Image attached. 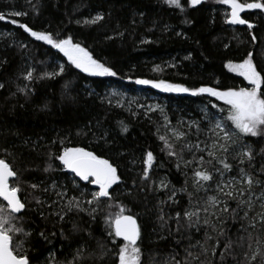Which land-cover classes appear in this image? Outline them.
I'll return each instance as SVG.
<instances>
[{"label":"trees","instance_id":"1","mask_svg":"<svg viewBox=\"0 0 264 264\" xmlns=\"http://www.w3.org/2000/svg\"><path fill=\"white\" fill-rule=\"evenodd\" d=\"M181 3L183 11L164 0H0V14L5 16L0 20V158L17 172L19 195L26 205L20 223L30 235H15L13 245H22L20 251L27 254L30 264H118V245L123 242L112 243L106 224L108 213L118 212L117 204L137 220L140 264H264V223L243 230L261 211L259 202L247 219L242 218L243 212L218 213L204 225L201 211L200 225L189 227L184 216L185 211L202 208L208 197L218 195L220 179L236 176L240 167L260 175L264 138H243L253 149L251 166L247 162L241 166L229 157L232 171L221 177L213 167L220 165L206 163L214 178L207 190L197 191L193 170L199 165L185 167L169 156L160 136L175 129L187 133V141L193 144L210 146L213 125L208 118L221 117L219 107H212L221 102L207 94L165 93L135 83L137 79L164 80L219 90L247 86L226 64L239 63L251 52L264 75V12L242 13L253 24L249 29L247 24L226 23L228 7L216 0H202L196 7L187 0ZM15 12L27 14L15 16ZM97 14L103 19L84 23ZM19 23L58 38L71 36L117 75L91 77L80 72L61 53L25 33ZM59 65L64 66L63 74L44 75L58 72ZM29 71H33L31 81L25 79ZM111 90L127 95V100H114ZM124 126L127 131L122 130ZM184 142H173L177 151ZM64 147L93 151L118 170L120 181L110 189L112 200L105 199L95 213L91 209L97 206L86 201L92 199L96 186L72 178L54 158ZM148 151L155 159L149 180H142ZM207 152L205 148L195 155L208 160ZM182 154L185 160L192 159L193 153L185 150ZM161 181L168 187L160 188ZM33 184L38 187L33 189ZM173 189L174 200H169ZM58 193L67 195L61 199ZM72 197L80 200L84 210L69 212L64 207ZM108 203L113 207L108 208ZM227 204L237 208L235 200ZM229 241L232 247L226 250Z\"/></svg>","mask_w":264,"mask_h":264},{"label":"snow or ice","instance_id":"2","mask_svg":"<svg viewBox=\"0 0 264 264\" xmlns=\"http://www.w3.org/2000/svg\"><path fill=\"white\" fill-rule=\"evenodd\" d=\"M216 2L226 5L230 9L226 23L231 25L247 24L249 29L253 28V24L249 23L247 19L242 18L241 13L246 10L264 12V0H252V2H247V0H216ZM164 3L181 11L184 10L181 0H164ZM187 3L191 7H196L202 3V0H187ZM33 7L35 8V6ZM26 14L23 12L13 13L15 16ZM4 19L5 16L0 14V20ZM102 19L103 16L97 14L91 20L84 23L95 24ZM11 22L17 23L15 20ZM18 26L30 37L34 38V40L42 42L61 53L67 59L68 64L80 72L86 73L88 76L114 77L117 75L111 67L95 59L87 48L83 47L80 43L74 42L71 36L58 38L51 32L33 30L23 23H19ZM252 39L255 41V36ZM58 68V72H46L44 75L48 78H53L56 75L63 74L65 71L64 66L59 65ZM226 68L229 72L242 77L243 81L247 82V86L219 90L214 87L203 86L189 88L182 84L169 83L164 80L137 79L135 81L138 85H148L165 93H187L191 96L207 94V96L214 97L215 100L221 102L220 106L216 104L212 105L213 108L219 107V111L222 114L221 117L217 119L215 115H212L208 118L209 122L213 125L210 129L212 143L209 146L205 142V148H208V160H205L203 156L196 157L195 152H204L205 148H202L200 143L193 144L187 141V133L177 130H173L172 132V137L175 141H185L180 145L179 151L176 150L175 144L169 138L160 136V140L164 144V150L167 151L169 156L176 157L178 161H182L185 167L193 163L199 165V167L193 170V187L197 191L201 189L207 190V187H209L208 182L214 178L212 171L204 167L206 163L213 165V162H215V164L220 165L221 167L218 168L214 165L213 167L215 172L219 173L221 177L224 173L232 171V164L228 162L229 157L237 159L241 166L246 162L251 166V161L254 159L253 149L243 142V138H264V75H262L261 71L257 70V66L253 62V54L249 52L246 58L239 63L228 62ZM25 79L31 81L33 79V71H29ZM0 87H3V85H0ZM191 127L192 125H189V128ZM196 127L199 130V125ZM122 130L127 131V127L124 126ZM185 150L193 153L191 160L184 159L182 153ZM54 158L59 161L63 169L74 174L81 181L96 186L98 190L91 192L92 199L86 201L89 205L95 204L97 206L91 209L92 213L98 210L99 205L104 203L105 199L107 201L112 200L110 189L120 181V176L118 175L117 168L108 159L101 158L93 151L85 150L83 147H64L63 151ZM154 159L153 153L148 151L143 159L142 180H149V173L153 167ZM177 167H179V164H177ZM50 168L51 165H49V168H45L44 171L47 172ZM261 175H264V167L261 168L260 175L253 174L244 167H240L236 176L226 181H219L217 183L218 195L208 197L202 208L197 207L192 211H185L184 216L189 222L188 226L200 225L201 211L205 213L204 225H208L209 216H216L218 213L231 212L234 215H239L240 212H243L242 218L247 219L249 218V212L255 208L257 202H259L261 211L256 216L251 217L247 228L243 230L247 232L248 228H255L257 223H264V179H261ZM11 178H17V172L13 170L5 159L0 158V264H30L27 254L20 251L22 245H13L15 235L23 234L27 236L30 233L23 229L20 223V214L26 205L22 202L19 195L21 188L18 178L17 182L10 183ZM31 187L35 189L38 186L33 184ZM159 187L167 188L168 185L164 181H161ZM256 188H260L261 191L257 193L255 191ZM175 194V190L173 189L169 195V200H174ZM58 195L63 199L67 193H58ZM220 196L226 197L227 200H235L237 208L230 209L227 200H221ZM37 202L39 203V201ZM106 206L108 208L113 207L111 203H108ZM64 207L69 212L73 209L84 210L81 207L80 200L76 197L69 199ZM115 207L119 209L118 212L108 213L106 224L108 225L112 243L115 244L117 238L123 241L122 245H118V264H140L141 248L137 242L141 237V231L137 220L133 215L127 214L129 210L123 205L117 204ZM60 218L63 219V215ZM176 218L179 221V213H177ZM160 219L163 220L164 217L161 215ZM252 221H255V223ZM207 238L211 239L210 236ZM240 239L244 240L245 238L241 237ZM247 240H252L251 233H248ZM257 243L259 244L260 241L257 240ZM231 247V241L225 244L226 250H230ZM241 247H243V244H241ZM248 247L251 249V243L248 244ZM214 249L215 246L213 247V251ZM258 255H260L259 252L254 254L251 260L255 261ZM245 256L247 258V254ZM68 264H71V262H68ZM175 264H180V262L176 261Z\"/></svg>","mask_w":264,"mask_h":264},{"label":"rangeland","instance_id":"3","mask_svg":"<svg viewBox=\"0 0 264 264\" xmlns=\"http://www.w3.org/2000/svg\"><path fill=\"white\" fill-rule=\"evenodd\" d=\"M230 13V9L228 8V14ZM241 17H242V13H241ZM232 26H235V25H232ZM245 83L247 84V82L245 81ZM110 94L112 95V97L114 98V100L115 99H117V101H119V102H121V103H123V102H125L126 100H127V95H125V94H123V93H121V92H118V91H116V90H111L110 91ZM149 105H153V107H155L154 106V103H152V104H149ZM173 130H175V129H170V130H166L165 132H164V135L167 137V138H169L172 142H174L175 140L173 139V137H172V132H173ZM73 178V177H72ZM228 180V179H227ZM220 181H222V179H220ZM96 190H98V189H96ZM95 190V191H96Z\"/></svg>","mask_w":264,"mask_h":264},{"label":"water","instance_id":"4","mask_svg":"<svg viewBox=\"0 0 264 264\" xmlns=\"http://www.w3.org/2000/svg\"><path fill=\"white\" fill-rule=\"evenodd\" d=\"M68 172V171H67ZM70 175H72V177L74 178V179H76L77 181H79V182H85V181H81L78 177H75L74 176V174H72V173H70V172H68ZM13 178H11V180H12ZM10 180V181H11ZM117 239H119V238H117ZM120 241H122L121 239H119ZM123 242V241H122Z\"/></svg>","mask_w":264,"mask_h":264}]
</instances>
